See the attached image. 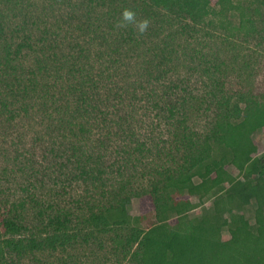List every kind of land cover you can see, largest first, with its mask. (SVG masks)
<instances>
[{"label":"trees","instance_id":"obj_1","mask_svg":"<svg viewBox=\"0 0 264 264\" xmlns=\"http://www.w3.org/2000/svg\"><path fill=\"white\" fill-rule=\"evenodd\" d=\"M83 1L89 13L79 28L98 42L95 48L88 45L62 52L65 64L69 62L66 78L71 76L72 80L59 96L54 92L55 82L47 83L44 76L40 82L37 75L50 73L53 65L59 70L61 58L36 56L33 64L25 65L20 57L26 50H35L30 36L14 50L3 40L0 78L9 97L0 90V124L13 126L18 115L24 118L29 114L34 107L29 102L35 99L45 111L41 124L50 138L40 135L33 142L45 160H52L45 170L51 168L52 175H65L49 176L53 184L74 182L71 180L95 183L102 181L104 174H113L118 186L108 192L110 198L105 203L97 207L88 204L87 213L78 216L63 201L39 200L33 183L21 185L23 196L11 201L9 207L5 202V214H0L4 233L0 237V264H23L38 252L58 250L65 254L63 263L74 264L77 256L68 251L74 253L79 245L89 242L93 230L115 231V251L121 254L116 264H264V138L252 137L257 129L264 131V80L256 85L238 80L240 87L227 88L230 69L239 60L241 69L248 63L247 50L251 47L247 43L255 40L256 48L250 51L253 59L264 56L262 5L252 8L250 0ZM126 9L134 13L133 20L123 19ZM99 10L102 13L95 14ZM93 12L97 16L91 19ZM144 20L163 29L155 36L164 37L161 43L167 47L160 44L152 49L159 59L156 63L148 59L151 54L142 60L140 78L133 87L118 88L123 83L118 76L128 78V71L121 70L130 55L126 47L135 50L144 45L141 39L145 33L139 31ZM218 28H225L235 40L225 44L228 37H224L220 49L232 51L236 44L245 45L239 52L241 57L235 52L228 60L218 46L210 48L212 54L202 52L207 49L202 45L195 52L178 54L182 42L176 41L175 34L186 41L198 35L199 42H206L215 40ZM151 31L155 32L152 29L147 34ZM39 40L46 38L40 36ZM45 48L56 55L53 42L38 50ZM102 88L104 93L98 97ZM112 89L118 97L113 106L109 104ZM69 95L73 96L71 101ZM127 99L130 110L122 109ZM138 101L154 118L173 124V138L166 141L176 148V154L168 153L170 164L156 168L149 184L140 189L127 188L130 180L124 177L129 165L135 168L139 155L152 152L146 141L150 137L140 140L128 123ZM198 111L210 116L203 137L188 121ZM60 137L69 142H59ZM111 139L115 148L108 152ZM229 165L238 175L229 172ZM63 168L69 169L64 172ZM45 170L38 180L41 185L48 176ZM135 195L150 201L147 213L128 214L127 205ZM26 200L34 202L37 220L33 233L25 238L20 234L28 226L18 208L24 207ZM208 201L210 206H206ZM197 206H201V213L191 216ZM251 207L253 221L245 213ZM141 222L147 225L141 227ZM224 230L229 234L227 239L223 238ZM34 261L41 263L37 256Z\"/></svg>","mask_w":264,"mask_h":264},{"label":"rangeland","instance_id":"obj_2","mask_svg":"<svg viewBox=\"0 0 264 264\" xmlns=\"http://www.w3.org/2000/svg\"><path fill=\"white\" fill-rule=\"evenodd\" d=\"M214 1L215 0H212V2ZM250 1V6L252 8L260 7V5H262L261 9L264 12V3L262 4L261 0ZM83 3H85L83 0H0V33L2 32L0 34V55L5 52V50H3L4 47H2L3 40L8 42V44H11V50H14L16 44L29 35L31 38L30 43L33 44V48H35V50L24 51L19 60H21L23 64L26 63L25 65H30L33 64L36 56H40V58H51L55 56L57 58L60 57V64L57 63L60 66L59 70L56 65H53V67L49 68L50 73L42 71L37 75L40 82H42V76H44L47 83L54 84L55 82L56 84L53 86L54 92L56 93V96H59L63 93V90L66 89L65 85L69 84L68 81L71 82L72 80L71 76L66 78V69L69 62L65 64V55H62V52L77 50V47L79 48L88 45L90 48H95V43L98 42L97 40L94 41V39L90 40V35L86 32H82L79 28V22L87 20L89 13L86 11ZM100 13H102L101 10L95 14ZM95 14L94 12L92 13L91 19L97 16ZM147 22L149 23V21ZM152 29L155 32L151 31L152 33L147 34V31ZM162 30L163 29L159 27L157 23L150 24L142 32V34L145 33L143 40L141 39V41L144 42L142 48L136 47V49L133 50L132 48L129 49V47H126L125 50L128 52L127 54L130 55L122 62L124 68L121 70L128 71L126 73L128 78L123 79V76H121L123 74H120L118 77L123 83L120 82L119 86H117L118 88L133 87V83L135 84V82L140 78V63L142 60L147 58L148 54H151L148 59L153 58L155 63L159 61V59L153 55L152 49L158 45L161 46L160 44H164L161 43L164 37H159L158 39V37L155 36ZM112 32H115V30ZM214 32L217 33L215 40L206 42H204V40H200L199 42L198 35L194 36V38L191 37L186 41L184 40L185 38H182V35L175 34L176 37H174L176 41L182 42V45L179 47L178 54L180 55V52L183 54V52L186 51L195 52V49L201 48V45L204 48H207L202 49V52L210 51L211 53L210 48L212 47L215 49V47L218 46V49L221 50L222 56L231 60V57L235 52L239 54V52H243V50H245V45L236 44L235 49H231L232 51H228L229 49L227 50L226 48L222 51L223 49L220 48L223 45L221 46L220 44H222V40L225 39L224 37H228V41H225V44H232L235 40L225 31V28H218ZM40 36L46 38L49 42H53L54 52L56 55H53L47 48H45L44 51L38 50L40 46H43L48 42L46 40H39ZM172 38H170L171 49L173 45ZM231 39L232 42L229 41ZM141 41L140 43H143ZM247 44L251 47V50H255L256 46L254 39ZM228 46L231 47V45ZM164 47H167V45L164 44ZM251 50L250 48L247 50L249 52L247 65L253 59L250 53ZM51 51H53V49H51ZM239 56L241 57L240 54ZM70 60L71 58H69V61ZM240 63L241 61L239 60L236 63V66L230 69V77L227 79V88H235L236 86L240 87L239 83H237L238 80L243 82L249 80L248 83L253 85H256L260 79L264 80V56L261 59H253L250 63V67L243 65L244 69H241ZM0 90L4 93L2 95L9 97L5 93V88L3 87L1 78ZM103 91V88L99 90L98 97L103 95ZM111 93L113 94L110 97L112 102H109V104L113 106V104L117 103L116 100L118 97L115 93V89H112ZM113 96L115 97L113 98ZM72 98L73 96H70L68 100L71 101ZM129 102L130 101L127 99L126 104H124V107L122 106V109L126 110L128 107L130 110L132 106L129 105ZM30 103L34 107L29 110V114L24 118L18 115L14 120L13 126L8 125L5 127V123L0 124V214H2V216L3 213L5 214V207H3L5 202L6 206L9 207L11 201H18L20 197L23 196L20 186L24 184H27L28 186H30V184H34L37 188L36 190L38 192L39 200H43L45 203L55 199L56 202L63 201L68 207L73 209L78 216H83L84 213H87L86 208L88 204H95L97 207L98 205L105 203L106 200L110 198L108 196V192L116 190L118 186V183L115 181L116 176L114 175L113 177V174H104L102 181H97L95 183H91L90 181L83 182L82 180H78L75 183V180H71L74 182L71 183L69 181H64L63 183H58L57 186L53 184L52 177L49 176L55 177L58 174L52 175L54 172L51 174V168L45 170V167L49 165L52 160L51 158L45 160L41 155L42 153L39 148L33 142L34 137L36 136L42 135L46 138V140L47 137H49L47 130L44 129V123L41 124L42 121H45V117H43L45 111L40 108V103L36 102L35 99L29 102V106ZM150 112L151 111L145 110L143 103L138 101L136 107L131 112L132 116H130V114L128 115L130 120L128 121L129 126L134 129L137 137H139L140 140L150 137V141H148V139H146V141L148 146L150 145L152 152L147 151L143 155H139L138 157H140V159L136 165H134L135 168L133 165H129L130 167L126 169L124 177L130 180L127 184V188L130 187L140 189L143 186H147L149 184V178L154 176V170H156V168H159L162 164H170V156L168 153L176 154L175 145L167 143L169 138L170 140L173 138V124H166L164 120H158L157 116L154 118L155 115L152 113L150 114ZM153 118L154 120H152ZM188 121L189 126L197 132V135L203 137L210 125V116L208 113L205 114L203 111H198L192 113ZM151 123H153V127L151 126ZM99 129L97 128L96 130ZM101 132H103V129ZM61 137L58 139L59 142H69L68 139H61ZM252 137L255 140H261L264 138V131L257 129L252 134ZM115 143V140L111 139L108 152L113 151ZM262 153H264V150L261 151V154ZM43 169L47 172L48 176H46V183L41 185L38 180ZM66 169L69 168H63V171L65 172ZM228 170L233 175H238V170L234 166L229 165ZM58 176H60V174ZM60 177L63 178L65 175L63 174ZM122 180L124 181L125 179L123 178ZM16 190V196H13L12 194ZM57 190L58 192H56ZM191 200L193 202H197L198 198L192 196ZM210 204L211 202L208 201L206 206H210ZM150 206L151 203L147 198L135 195L130 198V202L127 205V211L129 215L134 216L137 214L147 213ZM36 210L34 202H30L29 200L25 201L24 207L18 208V211L23 217V221H25L28 226L27 231L20 234L21 237L26 238L33 233V222L37 220ZM95 210H97V208ZM201 211V206H197L195 210L190 213V215H199ZM245 213L246 216L253 221V207L247 209ZM146 225V222H141V224H139L141 227H145ZM93 231L94 236H92L89 242L79 245L78 249L74 253H71L73 250L68 251L70 254H75L77 256V262L74 264H116V262L121 259V254H118L115 251V231L110 230L101 233L97 230ZM3 235V229L0 228V237ZM222 235L224 239L229 237L227 230H224ZM35 256L41 260L42 264H67L62 262L63 259H65V254L60 250L56 252H38L36 255H31L30 257L24 259L22 263L41 264L34 261Z\"/></svg>","mask_w":264,"mask_h":264},{"label":"clouds","instance_id":"obj_3","mask_svg":"<svg viewBox=\"0 0 264 264\" xmlns=\"http://www.w3.org/2000/svg\"><path fill=\"white\" fill-rule=\"evenodd\" d=\"M122 15H123V19L126 21H131L134 18V13L127 9L123 11ZM147 26H148L147 20L141 22L139 24V31L142 33L147 28Z\"/></svg>","mask_w":264,"mask_h":264}]
</instances>
